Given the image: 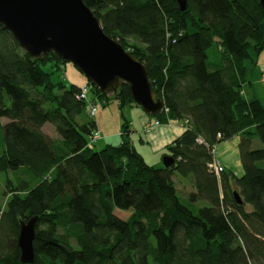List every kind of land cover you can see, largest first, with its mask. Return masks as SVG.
<instances>
[{
  "label": "trees",
  "instance_id": "obj_1",
  "mask_svg": "<svg viewBox=\"0 0 264 264\" xmlns=\"http://www.w3.org/2000/svg\"><path fill=\"white\" fill-rule=\"evenodd\" d=\"M83 2L105 34L145 65L166 116L187 119L189 127L165 147L173 164H148L123 115L137 106L127 83L109 96L87 80L56 81L54 72L67 61L53 51L32 58L0 24V175L7 198L4 207L0 202V264H264V148H252L255 138L264 144V104L242 91L250 83L246 64L264 53L260 0H187L184 11L177 0ZM213 43L219 62L209 60ZM48 62L51 71L43 69ZM87 85L93 104L117 102L120 142L88 147L98 129L79 97ZM164 116L163 109L156 115ZM45 124L57 138L43 131ZM238 134L242 174L216 175L208 168L213 145ZM175 174L192 177L187 200ZM33 217L34 258L25 263L18 234Z\"/></svg>",
  "mask_w": 264,
  "mask_h": 264
},
{
  "label": "water",
  "instance_id": "obj_2",
  "mask_svg": "<svg viewBox=\"0 0 264 264\" xmlns=\"http://www.w3.org/2000/svg\"><path fill=\"white\" fill-rule=\"evenodd\" d=\"M177 3L181 11L186 9L187 0ZM260 3L264 9V0ZM0 24L32 58L53 51L72 63L101 93L116 92L120 82H125L145 114L156 116L163 109L145 65L105 34L83 0H0ZM173 163L171 156L162 157L164 167ZM234 197L242 203L238 193L234 192ZM36 220L33 217L20 224L17 244L20 260L25 263L34 258Z\"/></svg>",
  "mask_w": 264,
  "mask_h": 264
},
{
  "label": "rangeland",
  "instance_id": "obj_3",
  "mask_svg": "<svg viewBox=\"0 0 264 264\" xmlns=\"http://www.w3.org/2000/svg\"><path fill=\"white\" fill-rule=\"evenodd\" d=\"M208 56H209V60L211 62H213V61L215 62V61L219 60V47H218L217 43H213V45L211 46V48L208 51ZM248 67H249V69L247 72V78H248V81L251 82L252 84H251V86H249V84L247 82L244 85V88H245L244 90H245L246 94L247 93L250 94L251 91L256 92V94H257L256 98L259 99L262 104H264V82L260 81L262 76H264V53L261 54L260 56H258L257 66L253 67V70H251V72H250V69L252 67H250V66H248ZM43 69L45 71H51L52 70V64L50 62L43 64ZM53 76H54V79L56 81L61 80V81H63V83L65 85H68V86L71 83L76 84V85H81L86 81L85 76L82 75L78 71V69L72 63H69V62H67L63 65V70H61V71L58 70V71L54 72ZM113 93L114 92L109 91V92H107V95L112 96V95H114ZM91 94L94 95V92L93 93L89 92L87 95V99H89ZM246 96H250V95L247 94ZM96 103L97 104L96 105L94 104V106L97 107V112L95 113V115L93 117L95 120H98L100 122V128L99 129L97 128L99 130L100 134L102 133L105 135V134H113V133L117 134V133H119V135L121 136L122 130L119 128V131H118V126L122 124L123 120L121 117L122 112L119 110L117 102L113 101V102H111L105 106L101 105L102 102L99 100ZM87 107H89V104ZM134 107H137V106L132 105L131 107H127V108L125 107L123 109V115L125 118L130 119L131 117H133V118L135 117V113L132 110L130 112V109H133ZM87 109L89 110V108H87ZM139 109H141V108H139ZM83 117L85 119L87 118L86 111H85V114L83 115ZM89 117H90V115H89ZM152 117L155 120L156 119L159 120V123H160L159 126H161L162 124H166V126L168 125L170 127L171 121L173 120V119H169V117H167L166 114L164 116L165 117L164 119H159L156 116H152ZM2 122H6V119H3ZM159 126H157V127H159ZM43 131L53 138L58 137L56 135L52 125H50V124H45L43 126ZM102 134H101V138L98 139L96 141V143L93 145L94 147H96V149L101 148L103 145H105L106 143H109V142L115 144L119 140V138H117L118 134H117V136H114L113 138L112 137L111 138H105V137L103 138ZM133 142H134L135 146L144 154V156L146 157L149 164H152V162H153L152 165H155V166H161L162 165V157L160 155L158 156V155L153 154L152 149L142 147L143 143H140L138 141L137 136H134ZM223 142H221V143H223ZM221 143L216 144V150L214 151L213 157L216 160V163L219 162L221 165L224 166V169H226L225 165L221 162V159H220V156L218 153L219 145ZM258 147L264 148V144L261 143L257 138H255L252 141V148H258ZM242 171H243V169L239 167L238 173L241 174ZM0 180H1L0 202L3 204V207H4L7 198L3 197V195H2V192H3L2 189L4 188V176L2 174L0 175ZM173 182H174V185L177 189L179 196L184 198L185 200H187V195L193 188L192 177L191 176L183 177L179 174H175L173 176ZM204 204H206L205 201H199L197 203L198 206H203ZM119 215L122 217L127 216L126 213H119Z\"/></svg>",
  "mask_w": 264,
  "mask_h": 264
},
{
  "label": "crops",
  "instance_id": "obj_4",
  "mask_svg": "<svg viewBox=\"0 0 264 264\" xmlns=\"http://www.w3.org/2000/svg\"><path fill=\"white\" fill-rule=\"evenodd\" d=\"M253 59L256 62V64L252 63V62H248L246 64L247 69H249L248 66L252 67L250 69V72H251V70H253V67L257 66L258 57L257 58L254 57ZM215 62H219V60H217ZM260 81L264 82V76H262ZM84 83L81 85H84ZM251 84L252 83L250 82L249 86H251ZM244 89L245 88L242 89L243 96L247 100H252L253 98L257 97L256 92H252V91L250 94L247 93L250 96H246L247 94H246ZM131 110L135 113V117L134 118L131 117L129 119L130 129H131L130 138H131L132 143L134 144V142H133L134 136H137L138 141L140 143H143L142 147L152 149V152L155 155H158V156L160 155L161 157H163L166 154L165 147L168 144H170L172 141H174L178 136H180L181 133L184 131L177 124H173L170 127L168 125L166 126V124H162L161 126L154 128L149 134H144L142 132V128H143L144 124L152 117L145 114L142 109L138 108V106L134 107L133 109H130V112H131ZM96 125H97V128L99 129L100 128V122L98 120H96ZM120 126L121 125L118 126V131H119ZM117 134H118L117 138H119L118 142H120V140H121L120 135H119V133H117ZM117 134L116 133L105 134V135L102 134V137L103 138L104 137L105 138H111V137L113 138L114 136H117ZM240 137H241L240 134L233 136L230 140H227V141H224L223 143H221L219 145V149H218V153H219L221 162L225 165L226 169L232 170L236 175L242 174V173L241 174L238 173V168L239 167L242 168L241 163H240V159H239V152H238V142L240 140ZM134 146H135V144H134ZM137 150L142 154L145 161L148 163L144 154L138 148H137ZM152 164H153V162H152ZM191 191H193V188Z\"/></svg>",
  "mask_w": 264,
  "mask_h": 264
},
{
  "label": "built area",
  "instance_id": "obj_5",
  "mask_svg": "<svg viewBox=\"0 0 264 264\" xmlns=\"http://www.w3.org/2000/svg\"><path fill=\"white\" fill-rule=\"evenodd\" d=\"M89 91V89H88V86H84L81 90H80V93H79V97L81 98V99H83L84 101H87V103L89 104V110H88V114L90 115V117H93L94 115H95V113H96V106H94V104L90 101V100H88L87 99V95H88V92ZM163 111H164V113L165 114H167V112H168V109L167 108H165V107H163ZM159 120L158 119H154V118H151V119H149L145 124H144V126H143V128H142V132L143 133H145V134H148V133H150L155 127H157V126H159ZM173 124H177L182 130H187L188 129V127H189V122H188V120L187 119H185V120H180V121H176V120H172L171 121V125H173ZM219 138H220V136H218ZM101 138V134H100V132L98 131V130H94L93 132H92V134L90 135V140H89V142H88V147L89 148H92V147H94L93 145L96 143V141L98 140V139H100ZM197 142L199 143V144H202V143H204V141H203V139L201 138V137H198L197 138ZM216 150V144L215 145H213V147H212V161H210V163L208 164V168L210 169V170H212L216 175H219L220 174V172H222L223 170H224V166L223 165H221L219 162V164L218 163H216V160L214 159V157H213V154H214V151Z\"/></svg>",
  "mask_w": 264,
  "mask_h": 264
}]
</instances>
